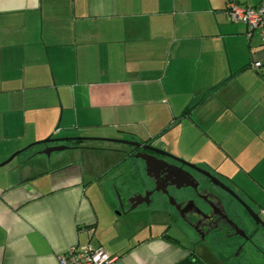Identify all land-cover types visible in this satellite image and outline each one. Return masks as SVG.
I'll use <instances>...</instances> for the list:
<instances>
[{
  "label": "crops",
  "instance_id": "1",
  "mask_svg": "<svg viewBox=\"0 0 264 264\" xmlns=\"http://www.w3.org/2000/svg\"><path fill=\"white\" fill-rule=\"evenodd\" d=\"M226 5L0 0V164L18 152L0 166V264H59L84 244L111 264L198 256L185 226L120 211L117 193L147 178L137 160L127 185L119 139L211 169L264 216V40Z\"/></svg>",
  "mask_w": 264,
  "mask_h": 264
},
{
  "label": "flooded vegetation",
  "instance_id": "2",
  "mask_svg": "<svg viewBox=\"0 0 264 264\" xmlns=\"http://www.w3.org/2000/svg\"><path fill=\"white\" fill-rule=\"evenodd\" d=\"M147 144L157 147L151 142ZM132 147L130 153L134 159L142 161L146 176L149 170L150 176L146 178L150 184L132 191L127 197L118 192L122 213L138 211L141 221L160 218L168 221L170 225H183L206 245L236 246L239 248V254L247 243H254V236L264 232V227L252 218L246 205L257 212L264 221L261 212L216 172L198 164L196 165L200 169L189 166L176 156H162L143 147ZM144 153L154 154L166 162L153 158L146 161L136 157ZM147 162L149 167L146 166ZM170 164L182 167L192 177ZM183 184L189 185L180 187ZM146 191L152 193L146 196ZM242 231L246 237L241 235Z\"/></svg>",
  "mask_w": 264,
  "mask_h": 264
},
{
  "label": "rangeland",
  "instance_id": "3",
  "mask_svg": "<svg viewBox=\"0 0 264 264\" xmlns=\"http://www.w3.org/2000/svg\"><path fill=\"white\" fill-rule=\"evenodd\" d=\"M114 147L117 146L118 148H122L123 150H132L133 147L131 145H127L124 143H113ZM110 145V143H102V145H98L99 147ZM93 159L96 157L101 158L104 157L102 154L97 153L95 151L91 152ZM109 157V156H108ZM89 161H93L92 158H90ZM109 161V160H108ZM142 163V161H138ZM137 160L133 158V156L129 159L126 158L124 165L120 168V170L127 171L128 178L130 177L129 182H127V185L134 184L137 181L139 182L142 180L141 175L138 177L135 173L136 171L133 169L132 165L136 166ZM137 167V166H136ZM148 181V179H147ZM146 180L145 185H149L150 182H147ZM142 182V183H143ZM141 183V184H142ZM117 199L120 203V197L119 193H117ZM254 208L260 212L259 208ZM263 219L264 216L262 215ZM156 219V218H155ZM160 220V218H157ZM143 220V219H142ZM146 222V220H144ZM143 222V221H141ZM187 230V231H186ZM185 231L181 230L183 234V239L187 241L193 250H195L198 253V257L205 263V264H264V232L260 235L254 236V243H247L244 250L239 254V248L236 246H225L224 244H215L214 246H208L205 242L201 241L199 237L196 234H193V232L186 229ZM197 236V237H196ZM187 239H186V238ZM196 240H192V239Z\"/></svg>",
  "mask_w": 264,
  "mask_h": 264
},
{
  "label": "built area",
  "instance_id": "4",
  "mask_svg": "<svg viewBox=\"0 0 264 264\" xmlns=\"http://www.w3.org/2000/svg\"><path fill=\"white\" fill-rule=\"evenodd\" d=\"M226 9L233 21L248 26L249 36L258 31L264 40V0L257 5H249L241 0H227ZM252 65L258 69L262 66V62L257 61ZM58 260L59 264H111L113 257L102 246L84 244L70 247L60 254Z\"/></svg>",
  "mask_w": 264,
  "mask_h": 264
},
{
  "label": "water",
  "instance_id": "5",
  "mask_svg": "<svg viewBox=\"0 0 264 264\" xmlns=\"http://www.w3.org/2000/svg\"><path fill=\"white\" fill-rule=\"evenodd\" d=\"M54 141H56L54 138H52V137H49V138H47L46 140H44L43 141V143H50V142H54ZM116 141H119L120 143H124V144H127V145H131V146H136V147H143V148H146V149H149V150H151V151H153L154 153H156V154H158V155H162V156H167V157H173V158H175V156L174 155H172V154H170L169 152H167V151H165V150H163V149H160V148H158V147H154V146H152V145H150V144H147V143H143V142H139V141H135V140H116ZM67 147H66V145H62V146H53V147H48L46 150H45V153H47V154H51V152H53V151H56V150H64V149H66ZM18 155V152H16V153H14L10 158H9V160H7L6 162H3L2 164H0V166L1 165H5V164H7L8 162H10L14 157H16ZM136 157H141L142 159H144V160H146L147 161V159L148 158H153V159H156L157 161H163V162H166L164 159H162V158H158L156 155H154V154H150V153H144V154H141V155H136ZM178 160H180L182 163H184V164H187V165H189V166H194V167H196L197 169H200L196 164H194V163H191V162H188V161H186V160H184V159H181V158H177ZM149 163L147 162L146 163V166H148L149 167V165H148ZM171 165V164H170ZM172 167H174V168H177V169H181L185 174H187L190 178L192 177L191 175H190V173L188 172V171H186L185 169H183L182 167H180V166H176V165H171ZM148 171V176H150L149 175V170H147ZM148 176H146V177H148ZM145 185V182H143L142 183V186H144ZM189 184H183V185H181L180 187H182V186H188ZM152 192L151 191H146V196H148V195H150ZM246 208H247V210H248V212H249V214L252 216V218L257 222V223H260L263 227H264V221L261 219V217H260V215L257 213V212H255L250 206H248V205H246ZM243 232V231H242ZM241 235H243V236H245L246 237V234L243 232Z\"/></svg>",
  "mask_w": 264,
  "mask_h": 264
},
{
  "label": "trees",
  "instance_id": "6",
  "mask_svg": "<svg viewBox=\"0 0 264 264\" xmlns=\"http://www.w3.org/2000/svg\"><path fill=\"white\" fill-rule=\"evenodd\" d=\"M71 142L72 144H79L82 142V140L78 139V140H73ZM180 264H205V263L196 255V256L188 257L187 259L183 260Z\"/></svg>",
  "mask_w": 264,
  "mask_h": 264
}]
</instances>
